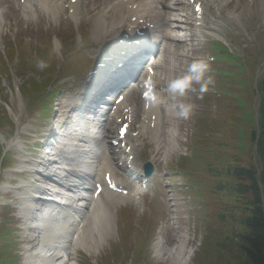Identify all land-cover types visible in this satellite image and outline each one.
Returning <instances> with one entry per match:
<instances>
[{
  "label": "rangeland",
  "instance_id": "1",
  "mask_svg": "<svg viewBox=\"0 0 264 264\" xmlns=\"http://www.w3.org/2000/svg\"><path fill=\"white\" fill-rule=\"evenodd\" d=\"M228 1V0H227ZM235 1V0H234ZM2 8H3V19H4V26L8 27L9 25L12 26L11 31H9V36H13L10 38L13 40V43L18 40L22 42L25 46H30V45H44L46 43V40L48 37L52 39L53 36L56 35V29L50 28L48 33H40L37 31V28H34L27 20H24L23 18L19 17V14L16 9V3L14 0H2ZM210 9L207 10L206 13V18L204 22V27L208 29L215 28L221 35L227 44H231V47H234L236 52L234 54V57H237L239 53H241L243 50H251L253 51L254 49L257 48H262L264 45V28L261 27L260 25L262 24V21L264 22V11H262V8H264V0H237V2H232V9H228V11L223 10H217L216 4L215 3H209ZM243 5L242 9L241 6ZM183 10L188 12V9L186 7H181ZM212 8V9H211ZM95 11V12H94ZM96 9L93 7L91 10H88V15L89 17L93 18L96 13ZM236 12V13H235ZM233 13V14H232ZM110 15V14H109ZM235 16L233 20H228L227 16H230L229 19L232 16ZM84 17H80V20L82 23L86 24V20L82 19ZM109 22H111V19L106 18ZM18 21L19 24H16ZM34 25V24H33ZM63 30H70V34L68 36V41L65 43H70V47L67 50V53L71 55L70 59L75 61V63L78 64V59H82V64L80 65V69L78 70V77L75 80V87L80 86V85H86V83L89 81L88 79V72L90 73L91 68L93 67L94 61L90 62L88 60L89 57H94L96 56V53H98V56L100 57L103 53H100L102 50V45L106 41V38H97L93 37L91 35V29L92 25L89 27H84V31L81 32V37H78L77 31L76 33H73V36L71 34V29L72 27H66L63 26ZM44 28V26L42 27ZM17 32L15 33L14 32ZM190 32V31H189ZM203 33H205V30L203 29ZM15 34V35H14ZM55 34V35H54ZM3 31L1 32V36H3ZM88 36V38L86 37ZM59 37V36H58ZM3 38V43H8L7 42V37H2ZM59 41H61V49L59 50L58 48H53L51 47V42L49 41V54L51 56H54V54L59 55V51L63 50V40L59 37ZM207 40L211 41V39L206 38ZM192 44H197L193 48L191 47H186L183 43H176V49L177 51L173 50L172 54L171 52H163L160 55V73L158 72V77L160 75H165V74H170L173 79H177L183 75H177L176 70L179 68L184 71L185 66L187 69L191 65V63H188L187 61H192L190 56L191 52L194 53V56L197 57L199 60H195L194 62L198 61H204L206 60V57L208 55L207 51L205 50L206 48V43L204 44H198L197 41L191 42ZM179 48H181L179 50ZM106 52L104 56L107 55H115L116 51H112V49L109 47V45L106 47ZM179 50V51H178ZM187 51V54H182ZM187 55V58H186ZM79 66V64H78ZM56 73V70L54 71ZM160 76V78H162ZM38 79L36 75H33L31 72H28V76L26 79ZM18 79V78H15ZM65 83L67 81H72L71 78L65 80L63 79ZM159 80V79H158ZM8 81V80H7ZM6 80H3L2 86H3V92H4V87L9 83L11 84H16L14 81V77L12 80L7 82ZM161 81V80H160ZM162 82V81H161ZM196 87H199V85H196ZM173 94V93H172ZM4 93H1V99H4ZM180 98L176 99L175 97ZM171 96V98H167V96L164 97L163 101L166 103L165 109L163 110L164 112L162 113L161 116V123L159 126V138H156L157 140L159 139L160 142H152L150 145L146 147L143 151L140 152V157L143 156L142 160L144 161V158H152L154 157V160H160L164 157H167L169 155V151L172 148H175V152L172 155H169L171 160H168L167 163L171 162L172 160L175 159V157L182 151V148L185 146L186 140H188L190 131L191 129L189 128L187 122L185 121V118L181 116L179 113L181 112V105H191V112L189 114L188 118V123L192 124V119L194 113L200 109L199 103L196 102V100L192 97L187 98V102L185 100L186 94L184 96H179L178 94ZM133 99V96L131 97V100ZM135 100V99H133ZM170 104V107L168 105ZM9 105L11 107V112H9V115L12 113V119L14 120L16 125H21L23 122L24 124L27 123V120L23 118V111H22V105H18V109L14 112V102L11 98H9ZM174 106L175 112L172 111V108ZM194 109V110H192ZM17 116H21L22 119L16 120ZM176 116V118H175ZM182 117V119H180ZM16 118V119H15ZM171 130H175L174 137L171 136ZM146 138H148V134L143 135V139L145 140V143L147 142ZM173 140L175 142L173 143ZM159 144V146H158ZM239 145V146H238ZM157 148H160L158 151ZM249 140L248 136L245 133V138L241 141L236 142V148L234 150L235 154L238 156V154L241 156L242 162L241 163H246L249 164ZM7 163V161H5ZM177 200V203L179 204L178 198L174 196ZM161 200V199H160ZM163 204L158 203V215L159 218L162 219V214L166 210V203L165 200L163 199ZM163 211V212H161ZM179 211H180V205H179ZM192 212V211H191ZM190 212V213H191ZM186 214V211H184ZM184 217V218H183ZM183 221L179 223L177 228L174 230V239L177 240L176 245L171 242V247L177 248L178 246H183L186 244L185 249L194 252L196 254V244L198 241V234H204V229L203 224L205 222L200 221L199 228H197V231L193 227V218L194 216L192 214L187 213V215L183 216ZM190 224V225H189ZM197 224V223H195ZM141 227V226H139ZM193 227V228H191ZM109 233V232H108ZM108 233L106 236H108ZM195 236V237H193ZM186 239H188L187 243L185 242ZM116 238L112 236V242H110V245L115 244ZM28 242L23 241L22 246H26ZM138 246H146L147 242L145 241L142 242L140 239L137 243ZM31 245V244H30ZM196 254V258H197ZM213 257L210 259L213 261ZM155 264H168L165 260L164 261H158V257H155V259H152ZM208 261V258L206 259ZM215 264H221V257H218L214 260ZM188 264H193V262L189 260Z\"/></svg>",
  "mask_w": 264,
  "mask_h": 264
},
{
  "label": "trees",
  "instance_id": "2",
  "mask_svg": "<svg viewBox=\"0 0 264 264\" xmlns=\"http://www.w3.org/2000/svg\"><path fill=\"white\" fill-rule=\"evenodd\" d=\"M229 91L233 94L232 88ZM257 92L256 127L244 128L256 137V160L249 168L239 167L230 151L236 134L247 122L226 106L218 109L217 115L205 111L214 120L207 132L216 133V137L207 146H213L215 155L206 174L195 178L192 196L200 201L198 216L205 217L204 231L215 254L223 257V264H264V75ZM209 100L205 98L206 107ZM202 242L206 248L207 235Z\"/></svg>",
  "mask_w": 264,
  "mask_h": 264
},
{
  "label": "bare ground",
  "instance_id": "3",
  "mask_svg": "<svg viewBox=\"0 0 264 264\" xmlns=\"http://www.w3.org/2000/svg\"><path fill=\"white\" fill-rule=\"evenodd\" d=\"M103 1H106V0H103ZM115 1L116 0H114V2ZM110 2H112V1H110ZM204 2L208 3L209 0H204ZM216 2H217V4H221V0H216ZM87 4H89V5L91 4V6L93 7L94 1H92L90 3V1H88V0L86 2H83L82 0H80L79 5H81V6L86 5V8H87L88 7ZM205 6L207 7L208 5L205 3ZM23 7L26 8V11H28L29 6H23ZM77 7H78V5L75 6L76 12L71 17L72 19H77V16H78L77 15ZM114 9H115L114 6H110L107 11L101 10L100 12L96 13L95 19L93 22L94 34L102 35V33H104L105 30H107V28L113 29L114 27L122 24V22L124 20V13L121 12V10L126 9V4L119 3L118 6L116 7V10H114ZM61 10H62V6L60 7V9L55 10V12L52 16H57V12L61 11ZM110 11L113 12L114 15L119 17L120 21L118 20L115 23L114 22L115 19H113V22L107 23L106 22V15L108 13H110ZM163 13L164 12H162V14ZM162 14L160 16L161 18H162ZM116 16H115V18H116ZM158 20H159L160 24H164V21L162 19L159 18ZM206 31H207L208 36L210 35L212 37L219 38L218 34L215 32V29H207ZM167 40L168 39H166V41ZM153 131H154L155 137H157L158 127L156 126L155 129H153ZM83 141H84V144L86 145V147L89 151V154L84 158L83 164H81V165H78V164H75L74 162H72V164H71L72 168L71 169L76 170L78 172V174H80V173L92 174L94 160H95V156H96L95 151H97V150L95 149V147L93 146L91 141H89L88 139L84 138ZM48 167H51V166H48ZM39 191H40V189L30 188L28 190V194H27L28 197L26 199V202H28L30 199L29 195H32L33 193H36ZM101 199H102V203H101L100 208H98V214H100L101 211H102V214L99 215V223H98L97 232H96V234L98 235V238H102V236H103L102 234L107 229L106 224L110 221L111 215L114 212L115 207H117V205H118L117 199H111L108 197H104V195L103 196L101 195ZM76 204H78V202L74 201L72 205L76 206ZM79 205H82V202L79 203ZM42 206L47 211H49L52 215L50 217H46L41 212L37 213L38 218L36 219V223H35L36 228L34 229V233L36 234L34 248L29 254L26 255V258L24 259V264H62L63 261L68 256L67 251L69 249L60 250L58 246L65 244V241H66L65 238L53 239V238L44 237V239L46 240V243H44L41 241L42 230H40L37 227L41 226V223L44 221V219H49V223H51V224L54 221L61 224L62 230L64 231L65 234H68L70 232L74 233L78 229L79 225L85 224L84 219H85V217H87V215H85L82 219H79L78 213H76V210H73L72 211V214H74L73 217L71 214H69L64 219V218H61V213H63V211L57 209L56 207H54L52 205H47V206L42 205ZM87 206L89 207V204ZM63 219H64V221H63ZM103 223H104V228H102ZM91 235L92 234L89 231V229H83L82 234L78 237L77 243L74 246H72V250L80 249L85 253H88L89 250L96 252L97 250L94 249V247L98 245V242L95 241L94 239H92ZM47 248L49 249V251L46 250ZM171 255H174V254L171 253ZM191 256H192L191 251L184 254L183 247H179V251H178L176 257H175V255H174V257H171V261L169 263L170 264H186L189 261V259L191 258Z\"/></svg>",
  "mask_w": 264,
  "mask_h": 264
},
{
  "label": "clouds",
  "instance_id": "4",
  "mask_svg": "<svg viewBox=\"0 0 264 264\" xmlns=\"http://www.w3.org/2000/svg\"><path fill=\"white\" fill-rule=\"evenodd\" d=\"M43 67V65H40ZM209 70L208 65L204 61L193 62L189 68L188 73L170 80L168 83V90L174 95L184 96L188 92H195V85H199L201 93L207 91L208 85L211 83V77L205 78V73ZM191 105H181V112L179 113L185 119L191 112Z\"/></svg>",
  "mask_w": 264,
  "mask_h": 264
}]
</instances>
